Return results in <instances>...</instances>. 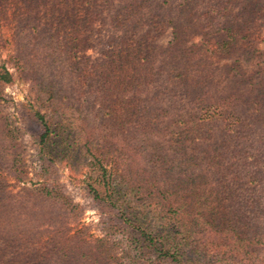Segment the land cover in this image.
I'll list each match as a JSON object with an SVG mask.
<instances>
[{
	"label": "trees",
	"instance_id": "trees-1",
	"mask_svg": "<svg viewBox=\"0 0 264 264\" xmlns=\"http://www.w3.org/2000/svg\"><path fill=\"white\" fill-rule=\"evenodd\" d=\"M14 2L16 11H0L4 26L13 23L10 36L0 34L11 49L0 84L15 80L7 62L37 83L32 55L42 65L65 57L95 120L72 106L71 120L82 122L64 124L70 117L53 105L63 89L37 83L42 103L28 112L41 160L35 186L9 189V177L27 179L0 142V264H258L263 196L243 195L259 211L251 220L233 193L264 190V60L250 72L241 60L264 41V0ZM91 48L95 60H77ZM12 133L4 124L0 137ZM77 154L89 158L83 182L104 214L103 235L71 224L82 212L60 182L57 159ZM45 202L63 210L60 221L41 211Z\"/></svg>",
	"mask_w": 264,
	"mask_h": 264
},
{
	"label": "rangeland",
	"instance_id": "rangeland-1",
	"mask_svg": "<svg viewBox=\"0 0 264 264\" xmlns=\"http://www.w3.org/2000/svg\"><path fill=\"white\" fill-rule=\"evenodd\" d=\"M2 10L9 11L10 13L14 12L17 10L16 3L14 0H0V11ZM5 24L6 21H4L0 16V34L10 36V28L13 23H10L9 27L4 26ZM262 30L264 31V26ZM103 35L104 37L107 36L104 31ZM95 37L97 38V33ZM171 39L172 33L171 30L168 29L159 38L158 42L163 45V47H166L168 45L167 43ZM10 50L8 49V44H2V42H0V64L3 60L8 59ZM256 50L257 51L252 54H246L243 50H239V53L240 51L244 52V55L241 59L242 64L249 72L257 66L260 60H264V41L258 44ZM32 56V72L29 74V76L36 78L37 83L39 82L40 84L54 81L63 89L60 90V93H58L60 98L59 102H54L53 105L60 109L59 114L62 115V118L70 117L69 120L63 121L64 124L68 123V126L72 125L71 127L81 124L82 120H71V112L72 110L75 112L73 108H76V106H80L85 111V113L88 114V123L94 124L93 122L95 119L93 115L95 111L88 107V101L91 96L89 95V92L86 88H81L78 85L80 78L79 71L75 69L74 72L72 70L71 61L63 57L58 63L53 62L42 65L41 63L44 62L42 57L37 55ZM76 56L77 60H79L80 57L88 56L92 62L97 58L98 51L91 48L87 51L78 52ZM217 60L218 59L214 57V61L212 62L217 64ZM56 64L57 66H55ZM7 65L10 67V70L14 72L15 80L11 84H0V132L4 124H9V129L11 128L13 130V135L4 141L2 138L5 136L0 137V142L6 146L5 158H8L7 154L14 152V154L18 155L20 164H24V167L22 168L24 174L23 178H26L27 181H18L14 177H9V183L11 184L9 189L17 193L21 191L22 186L33 187L35 186V182L38 181L34 171L41 166V160L38 153V147L33 138L30 136L31 126L28 112H31L34 108H36L38 105L40 106L42 103V101H37V89L41 87L38 86L35 81L25 78V74L22 75L19 73V71L13 67V62H7ZM34 71H37L38 74H33ZM74 86L76 87L73 88ZM232 89H237L234 84L232 85ZM244 90L245 88H243V91ZM71 97L75 98L72 102L68 101V99ZM46 98L47 97H45V102H43L44 108H47V106L50 105V101L46 102ZM88 159L89 158L87 155L83 156L82 154H77L74 155V158L69 161H67V159L65 160L64 158L57 159V166L60 174V182L64 185L66 194L73 200V203L80 205V210L82 212L80 215L81 217H79L80 220L71 223L72 226H74V229H76V227H86L88 234L98 236L102 234L100 223L101 219L104 217V214L101 212V209L98 207V205L93 201L92 196L88 194L86 185L83 182L84 173L87 171L86 164ZM7 166L8 163L3 165V171L5 170L3 175H6V172L9 171ZM261 187L263 186L258 185L256 188L248 187L243 191L237 189V191H240V193H233L234 198L237 200L236 207H240V215L243 218L254 220L259 215L257 208L250 211L251 205H247L245 203L243 200V195L249 197L250 202H252L253 198H256V196L261 195L263 196L262 202H264V190H262ZM20 195L18 197H20ZM261 206L263 207L264 205ZM40 207L41 211L47 213L48 216H56L57 221H60V218L65 215L63 210L60 209L58 205L54 206L49 202H45L42 206L40 205ZM33 237H36V234H34ZM30 238H32V236ZM37 247L33 249H36ZM252 251H255L252 253V261L261 264L260 259L264 257V248L255 246L253 247Z\"/></svg>",
	"mask_w": 264,
	"mask_h": 264
}]
</instances>
